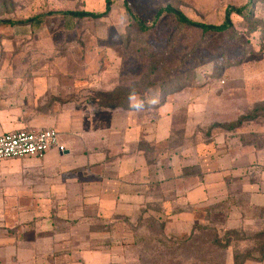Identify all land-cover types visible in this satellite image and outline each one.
<instances>
[{"label":"rangeland","instance_id":"374dc122","mask_svg":"<svg viewBox=\"0 0 264 264\" xmlns=\"http://www.w3.org/2000/svg\"><path fill=\"white\" fill-rule=\"evenodd\" d=\"M253 1L114 0L107 15L77 19L59 13H102L106 0H0V21L39 18L0 25V97L27 94L4 89L3 79L43 73L57 76L60 105L65 98L89 99L99 107L112 98L122 107L148 105L139 118L132 115L133 122L144 120L147 142H136L123 128L96 141V148L100 159L123 161L143 148L152 165L148 191L135 208L98 210L74 199L54 208L11 210L7 224H0V264H234L235 253L259 256L264 246L259 209L264 208V0ZM123 2L150 28L146 35L132 33L137 27ZM166 6L210 25L222 23L227 7L242 8L249 17L232 14L233 32L215 35L176 28L170 15L155 24ZM252 24L260 28L256 37L246 30ZM149 53L157 57L147 58ZM185 81L188 87L168 95ZM160 84L165 89L139 103L150 85ZM0 104L24 108L21 100L20 106ZM104 117L107 125L110 115ZM77 189L82 194V186ZM51 213L62 220L51 224Z\"/></svg>","mask_w":264,"mask_h":264},{"label":"crops","instance_id":"0c3cea01","mask_svg":"<svg viewBox=\"0 0 264 264\" xmlns=\"http://www.w3.org/2000/svg\"><path fill=\"white\" fill-rule=\"evenodd\" d=\"M256 35L257 33H253L254 37ZM253 38L248 46L254 43ZM11 76L13 77L3 79L6 83L4 89L24 90L27 94L21 99L0 97L1 102L7 101L19 106V100L24 103V108L17 109L0 104V135L16 130L52 128L58 132L60 143L66 149L62 153L52 149L40 160L23 158L0 161V224H7L4 219L9 218L11 210L54 208L56 203L69 205L74 199L84 202V206L98 210L138 207L144 200L141 194L148 191L147 177L151 174L152 165L144 153L146 151L142 148L125 161L120 157L116 158L117 156L109 158L108 155L100 159L96 141L125 128L133 133V140L136 139V142H147V136L141 126L143 117L140 115L142 122H139V119L138 122L133 120L135 116L139 118L138 112L144 111L140 109L148 105L135 107L132 106L134 104H128L122 107L119 103L114 107H99L96 102L91 104L89 99L76 98L68 101L65 98L60 105V88L58 82H55L58 80L57 76L43 73ZM104 111L110 115L107 125L106 121L101 120ZM125 130L121 134L125 133ZM84 141L88 144L85 145ZM40 163L45 166L43 169H26ZM96 167L101 170V176L96 175ZM79 186L83 188V195L81 190L77 189ZM29 202L32 203L26 204ZM73 203L75 204V201ZM260 205L264 206L263 203ZM66 207L62 205L61 208ZM49 217L51 224L54 220H62L54 213Z\"/></svg>","mask_w":264,"mask_h":264},{"label":"trees","instance_id":"16d2710c","mask_svg":"<svg viewBox=\"0 0 264 264\" xmlns=\"http://www.w3.org/2000/svg\"><path fill=\"white\" fill-rule=\"evenodd\" d=\"M113 1L114 0H106V8L105 11L102 13H94V12H87V11H63L60 12L59 14H61L62 16H70L72 18H77V19H83V18H90V19H96V18H101L105 15H107V13L109 12L111 6L113 5ZM253 0H248V4H253ZM124 8L126 9L127 12H129V9L127 7V3L123 2ZM130 14V12H129ZM235 14L237 16H240L241 19H247V17H249V14L242 13V8H234V7H227L225 10V15L223 18V21L221 24L219 25H210V24H204V23H199V22H195V21H191L188 18L185 17V15L178 10L177 8H174L172 6H166L164 8H160L157 12V14L155 15L154 18V23L156 24V22L158 21V19L162 16V15H170L173 17L174 21H175V25L176 28H182V27H191L194 29H198L201 30L202 33H210V34H224L226 32H233V24H232V20H231V15ZM131 19L133 20V24L135 25V27H137L136 32L132 33L140 35V36H144L146 35V32L150 30V28H147L140 20H138L136 17H134V15L130 14ZM39 20V18H31V19H27V20H23V21H18V22H12L10 20H5V21H0V25L3 24H8V25H16V24H31V23H36V21ZM248 20V19H247ZM253 27H251V29L249 30L247 27V32L248 35L249 34H260V28L257 29L256 25L252 24ZM259 30V31H258ZM157 55L154 53H149L147 58H156ZM150 74L155 75L156 73V69H150ZM191 80V79H190ZM194 80V79H192ZM189 85H187V81L183 82L181 85V88H177L176 90H172L169 94H174V93H178L180 92L182 89H184L185 87H188ZM158 88H160V90L165 89L164 84H160L159 86L155 87L153 85H150V88H148L147 91H150V94L148 95V92H146L144 95H142L141 97H139L138 99L140 100L139 103L140 104H144L147 103L148 97L151 95V93H154L155 90H157ZM120 102H118V100L116 99H109L107 101L106 107H114L117 106ZM262 211H264V208H259ZM264 216V215H263ZM264 218V217H263ZM261 237V236H260ZM233 261L234 264H244L246 261H253V262H264V246L261 247V249H259V256L258 257H252V256H246V257H242L241 255H239L238 253H235V255H233Z\"/></svg>","mask_w":264,"mask_h":264},{"label":"built area","instance_id":"2783aa9c","mask_svg":"<svg viewBox=\"0 0 264 264\" xmlns=\"http://www.w3.org/2000/svg\"><path fill=\"white\" fill-rule=\"evenodd\" d=\"M52 149L64 152L55 129L16 130L0 135V161L7 159H43Z\"/></svg>","mask_w":264,"mask_h":264},{"label":"clouds","instance_id":"9594fccd","mask_svg":"<svg viewBox=\"0 0 264 264\" xmlns=\"http://www.w3.org/2000/svg\"><path fill=\"white\" fill-rule=\"evenodd\" d=\"M153 102H155V101H153Z\"/></svg>","mask_w":264,"mask_h":264}]
</instances>
